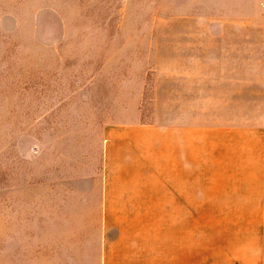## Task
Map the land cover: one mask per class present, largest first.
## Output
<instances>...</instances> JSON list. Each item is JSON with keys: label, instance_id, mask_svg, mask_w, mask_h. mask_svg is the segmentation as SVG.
Masks as SVG:
<instances>
[{"label": "rangeland", "instance_id": "374dc122", "mask_svg": "<svg viewBox=\"0 0 264 264\" xmlns=\"http://www.w3.org/2000/svg\"><path fill=\"white\" fill-rule=\"evenodd\" d=\"M263 53L264 0H0V260L9 243L22 262L16 245L38 178H78L67 187L96 191L104 123L165 124L183 107L192 125L260 122ZM234 80H246L247 102L227 98ZM197 207L192 193L191 264H215L213 217ZM167 211L160 201V257Z\"/></svg>", "mask_w": 264, "mask_h": 264}, {"label": "crops", "instance_id": "0c3cea01", "mask_svg": "<svg viewBox=\"0 0 264 264\" xmlns=\"http://www.w3.org/2000/svg\"><path fill=\"white\" fill-rule=\"evenodd\" d=\"M241 82L234 80V95H227L234 104L249 96V86ZM213 88L210 93L220 91ZM262 90L264 103V75ZM187 95L183 87L177 102L186 105ZM209 97L219 101L217 94ZM184 109L165 124L104 123L96 191L67 187L78 178H38L16 245L21 244L22 262L11 261L7 243V259L0 263L191 264L194 193L197 214L213 217L205 228L214 232L209 248L214 263L264 264V112L258 123L215 117L192 125ZM160 201L174 217L164 257L159 255ZM80 211L90 217L81 227Z\"/></svg>", "mask_w": 264, "mask_h": 264}]
</instances>
